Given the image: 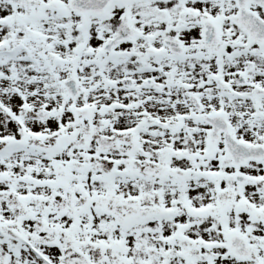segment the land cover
Returning <instances> with one entry per match:
<instances>
[{
	"label": "snow or ice",
	"instance_id": "obj_1",
	"mask_svg": "<svg viewBox=\"0 0 264 264\" xmlns=\"http://www.w3.org/2000/svg\"><path fill=\"white\" fill-rule=\"evenodd\" d=\"M0 264H264V0H0Z\"/></svg>",
	"mask_w": 264,
	"mask_h": 264
}]
</instances>
